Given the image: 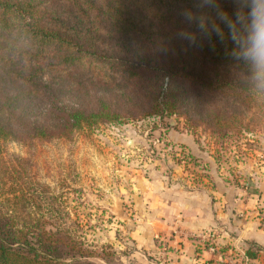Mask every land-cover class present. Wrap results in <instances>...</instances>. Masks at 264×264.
Returning <instances> with one entry per match:
<instances>
[{
  "label": "trees",
  "instance_id": "obj_1",
  "mask_svg": "<svg viewBox=\"0 0 264 264\" xmlns=\"http://www.w3.org/2000/svg\"><path fill=\"white\" fill-rule=\"evenodd\" d=\"M186 7L191 0H0V152L9 141L71 139L154 115L218 134L263 129L264 69L232 59L228 41L181 39ZM222 7L235 10L233 0ZM23 161L0 164V264L108 259ZM260 250L250 244L244 255Z\"/></svg>",
  "mask_w": 264,
  "mask_h": 264
},
{
  "label": "rangeland",
  "instance_id": "obj_2",
  "mask_svg": "<svg viewBox=\"0 0 264 264\" xmlns=\"http://www.w3.org/2000/svg\"><path fill=\"white\" fill-rule=\"evenodd\" d=\"M168 120L190 132L204 151L212 150L218 164L230 168L247 164L264 171V128L218 134L204 124L192 128L183 117L156 115L86 127L71 139L2 143L0 164L11 166L24 159L34 178L61 196L84 242L112 252L108 259L93 260L95 264H139L134 256L129 258L134 247L129 230L136 209L127 174L142 164L161 167L169 160L203 164L195 161L187 146L168 138ZM175 148L182 156L175 154Z\"/></svg>",
  "mask_w": 264,
  "mask_h": 264
},
{
  "label": "crops",
  "instance_id": "obj_3",
  "mask_svg": "<svg viewBox=\"0 0 264 264\" xmlns=\"http://www.w3.org/2000/svg\"><path fill=\"white\" fill-rule=\"evenodd\" d=\"M168 121V138L203 164L169 160L127 174L136 209L129 258L139 264H264L263 169L218 164L212 150L204 151L190 132ZM250 244L261 248L256 259L244 255Z\"/></svg>",
  "mask_w": 264,
  "mask_h": 264
},
{
  "label": "clouds",
  "instance_id": "obj_4",
  "mask_svg": "<svg viewBox=\"0 0 264 264\" xmlns=\"http://www.w3.org/2000/svg\"><path fill=\"white\" fill-rule=\"evenodd\" d=\"M233 3L234 11L222 7V0H191V7L180 12L186 27L178 36L195 46L205 39L228 41L232 59L264 69V0H233Z\"/></svg>",
  "mask_w": 264,
  "mask_h": 264
},
{
  "label": "built area",
  "instance_id": "obj_5",
  "mask_svg": "<svg viewBox=\"0 0 264 264\" xmlns=\"http://www.w3.org/2000/svg\"><path fill=\"white\" fill-rule=\"evenodd\" d=\"M175 149H176L175 154H176L177 156H182V155H181V154H182L181 150H180L179 148H175ZM263 225H264V218H263Z\"/></svg>",
  "mask_w": 264,
  "mask_h": 264
}]
</instances>
